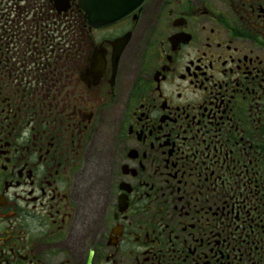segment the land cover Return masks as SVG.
<instances>
[{"label": "flooded vegetation", "instance_id": "flooded-vegetation-1", "mask_svg": "<svg viewBox=\"0 0 264 264\" xmlns=\"http://www.w3.org/2000/svg\"><path fill=\"white\" fill-rule=\"evenodd\" d=\"M0 264H264V0H0Z\"/></svg>", "mask_w": 264, "mask_h": 264}, {"label": "water", "instance_id": "water-1", "mask_svg": "<svg viewBox=\"0 0 264 264\" xmlns=\"http://www.w3.org/2000/svg\"><path fill=\"white\" fill-rule=\"evenodd\" d=\"M144 0H80L86 17L94 24L114 22L137 9Z\"/></svg>", "mask_w": 264, "mask_h": 264}]
</instances>
